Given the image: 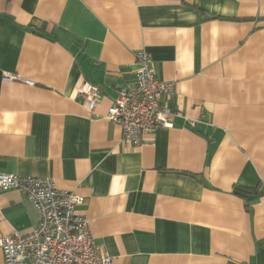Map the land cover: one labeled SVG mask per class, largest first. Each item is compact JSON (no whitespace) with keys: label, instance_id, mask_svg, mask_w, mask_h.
Returning a JSON list of instances; mask_svg holds the SVG:
<instances>
[{"label":"crops","instance_id":"1","mask_svg":"<svg viewBox=\"0 0 264 264\" xmlns=\"http://www.w3.org/2000/svg\"><path fill=\"white\" fill-rule=\"evenodd\" d=\"M141 50L175 94L134 146L106 115ZM0 174L83 197L110 264H264V0H0ZM39 223L0 193V237Z\"/></svg>","mask_w":264,"mask_h":264},{"label":"built area","instance_id":"2","mask_svg":"<svg viewBox=\"0 0 264 264\" xmlns=\"http://www.w3.org/2000/svg\"><path fill=\"white\" fill-rule=\"evenodd\" d=\"M135 65L134 82L119 90L106 120L121 129L124 143L137 146L156 127L171 126L175 84L156 78L151 57L144 50L136 52ZM78 93L90 112L100 101L99 90L93 85L83 83ZM7 191H17L29 199L40 223L27 234L13 232L0 237L3 264H110V259L99 254L88 220L76 212L84 203L83 197L57 189L47 178L0 174V193Z\"/></svg>","mask_w":264,"mask_h":264}]
</instances>
